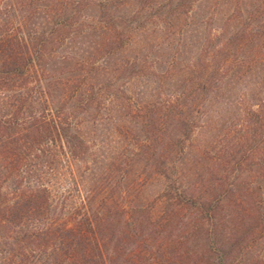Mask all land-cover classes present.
<instances>
[{"label":"rangeland","instance_id":"rangeland-1","mask_svg":"<svg viewBox=\"0 0 264 264\" xmlns=\"http://www.w3.org/2000/svg\"><path fill=\"white\" fill-rule=\"evenodd\" d=\"M190 1L0 0V25L32 38L42 80L30 83L32 94L7 99L21 104L17 122L0 119V264L82 261L88 242L63 251L53 243L66 225L82 221L87 229L86 217L107 264H215L203 224L227 243L257 225L251 202L264 205V45L219 41L238 23L262 39L264 0ZM117 36L124 45L115 49ZM219 65L205 80L207 66ZM35 92L61 139L52 121L45 135L29 127L35 117L27 115L42 112ZM182 93L194 132L184 147L169 145L179 131L171 123L168 138L152 143V117ZM154 149L165 153V166ZM38 187L49 189L50 201L33 215L27 197ZM204 197L223 199L209 220L193 208ZM6 205L18 206L23 224L6 217ZM259 229L234 264H264Z\"/></svg>","mask_w":264,"mask_h":264},{"label":"trees","instance_id":"trees-1","mask_svg":"<svg viewBox=\"0 0 264 264\" xmlns=\"http://www.w3.org/2000/svg\"><path fill=\"white\" fill-rule=\"evenodd\" d=\"M182 4H189L191 7L192 2L190 0H181ZM1 6V5H0ZM247 18V17H246ZM247 20V19H245ZM249 21V20H248ZM249 25L244 24H237L236 28L233 29L230 35L225 39L223 35V31L220 30L216 34L219 37V34L222 31V36L220 37V41L222 46H231L237 47L241 46L243 42L247 39L250 42L261 43L264 45V36L261 39L260 33L256 30H253L248 27ZM210 36V35H209ZM32 39V38H31ZM29 37L25 35L20 28L14 26L11 27L8 23H4L0 25V105L6 107L4 113H1L0 119H3L4 124L7 126L14 124L18 121V115L22 110L21 104L16 105L14 101L8 102L7 99H10V96H18L24 95L25 92H29V85L30 83H41L42 80L39 76V69H38V59L35 50H32V45L30 43L31 40ZM123 39V38H122ZM121 39V36H117L114 38V44H116L119 40H121L120 45H114L113 48H117L119 46L124 45V41ZM259 39V40H258ZM208 40L212 41V37H208ZM118 44V43H117ZM207 44H209L207 42ZM207 60V59H206ZM264 63V60L262 61ZM209 66L205 69V80H211L214 78L217 72L220 71V65L213 67L209 71ZM36 80V81H35ZM31 87V93L33 90ZM10 91H14V93H10ZM27 95H30V94ZM36 93V92H35ZM32 94V93H31ZM36 98L32 95L27 96L28 98L32 99L33 101L38 103V108H42V112L34 113L31 112L27 115L26 118L34 116V122L30 123V126L33 131L37 130L40 131L42 135H45L47 131L52 128L51 121L53 122V127L56 129V136L57 138L61 139V131L58 128V121L53 117H47L46 111H51L49 106L39 95L36 93L34 94ZM189 94L182 93L180 96H177L176 99L171 100L170 102L165 103L160 107L161 114L160 116L152 117V143H160L164 142L166 138V134L168 133L167 128L165 125L175 124L177 128H179L176 137L178 141L170 138L167 142L169 145L175 144L177 146L183 143V147L185 146L184 141L191 137V134L194 132V124L187 118L185 115L186 110V101L185 97L187 98ZM45 105L47 107H44ZM13 108V113L10 114V107ZM36 106V105H35ZM161 118L162 120L160 121ZM159 119V120H158ZM161 124V125H160ZM5 125V126H6ZM62 125V124H60ZM42 128H44L42 130ZM38 141V140H36ZM82 141V140H81ZM152 158L157 161V164L165 166L166 161L168 160L165 156V153H159L157 150H153ZM5 191H3V186L0 185V203L2 202V196L4 195ZM28 202L27 205L32 207L34 210L33 215L36 213H40L42 211V206H47L50 201V192L47 187H43L42 189L32 188L30 195H28ZM223 199H212L209 197L199 198L196 201H193V208L196 212L201 213L202 218L206 220L211 219L215 212L219 210V206ZM260 201L252 200V206L255 209L254 218L259 219L257 225H253L249 234H245L243 232L240 237H236V241L231 242H223L224 240H220L217 236L218 233L216 229L203 224L204 227H207V235L205 237L206 247L207 250L211 251L210 253L213 255L214 263L215 264H234L237 257H235V253H239L241 250L245 249L247 246L246 242L249 241V244H252L253 241L256 243L258 241L260 234L257 232V228L262 230L261 234H264V205L259 203ZM250 203V204H251ZM44 206V207H45ZM24 207V205H23ZM3 211L6 212V217L9 220H12L15 224L21 225L25 219V216L22 215L18 209L17 205H9L3 208ZM31 215V216H33ZM87 221L88 228L82 229V224L84 222L80 221L79 227H72V225H66L63 228H60V234L57 235L56 239H54V243L58 250L63 251V246L69 248V250H75L79 245L88 242L92 249H85L82 252V261L75 262L76 264H107V261L104 257L103 251L101 249L99 239L97 238L95 228L93 223L87 217L85 220ZM260 222V223H259ZM216 232V233H215ZM40 235L41 233L38 232ZM48 233L47 231L45 232ZM258 233L259 235H256ZM217 234V235H216ZM43 235V234H42ZM247 240V241H246ZM245 241V243H243ZM252 241V243H251ZM97 252V256H94V252ZM80 258V259H81ZM57 264H65V260H60Z\"/></svg>","mask_w":264,"mask_h":264}]
</instances>
